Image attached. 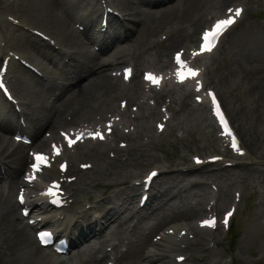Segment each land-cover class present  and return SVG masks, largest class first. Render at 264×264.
Listing matches in <instances>:
<instances>
[{"label":"bare ground","instance_id":"obj_1","mask_svg":"<svg viewBox=\"0 0 264 264\" xmlns=\"http://www.w3.org/2000/svg\"><path fill=\"white\" fill-rule=\"evenodd\" d=\"M104 2L113 9L121 12L122 17L126 22L128 21L130 23V32L132 34L136 32V36L132 39L134 42L131 43L130 48H128L131 49V53L128 52L126 47L119 44L118 46L115 44L116 46H113L112 51L118 54L123 53L122 56L124 58L131 55L134 59L137 70L144 69L149 65L144 49L147 50V47L155 48L159 45V42L151 44L149 42L150 40L145 43L144 40H146V36L155 33L161 28L165 31L168 29L170 36H172L168 44L172 45L179 42L183 43L185 41L188 44H191L195 40L198 28L206 24L208 20L207 17L212 11L215 10L218 12L220 8L222 10V6L224 5L216 8L217 5L214 3V0H105ZM7 3L10 5L9 1ZM77 3L78 0H23L21 2L23 10L21 12L18 11L17 13H13L14 17L23 19L26 24L30 25V27L36 28V26H38L43 32L51 36V38L55 40V43L60 45V51L68 56V61L71 64H74V69H65L61 71L58 76H52L46 83L47 86L43 83L38 85L41 86V88L52 87L48 88L50 89L48 91H51V89L54 88V102L64 101L61 102V107L53 106L50 112H48L46 107L42 108V105H39L37 102V93L40 91H37L35 86L30 82L25 81L21 76H16V83L20 90L19 92L17 91V94L19 99L22 98L26 100V114L29 116L28 124L30 126H33L39 121L44 128L48 129L47 131H51L49 128L56 129L63 125H80L81 122L93 119H88L86 114H93L94 112H97V114L104 112V114H106L107 112L114 111L116 108L115 101L117 97L123 95L124 89L128 90L130 100H135L133 98L134 96L136 97V84L129 85L128 88H125L116 80V78L107 74V71L112 67V61L109 60L112 51L104 49L100 53L92 51L90 43L92 40L95 42V31L89 27L90 23L88 22L89 29L87 32H79L74 28V21H79L82 18V14L73 12V8L76 7ZM109 17L114 19L119 18V16L111 14H109ZM3 25L4 24L0 23L1 31H3ZM260 32L264 35L263 25ZM158 33L159 32H157L156 35H158ZM248 33L253 34L252 30L249 28L246 30L245 34ZM262 34L258 38H238L239 43L242 45L249 40H253V56H260L258 53V46L264 48V36ZM17 39L19 38H16V40ZM35 39L39 40L37 37H35ZM182 39L184 40L182 41ZM43 44L46 45V42L43 41ZM162 44H164V42L161 43V45ZM97 45L103 47L104 42H97ZM22 49L24 52H22V54L27 53L25 52L26 48L22 47ZM235 54L237 55V52L234 49H229L222 59L223 66L231 67V69L228 73H222L220 75V79L226 82L221 84L224 88L220 87V91L224 92L227 99L230 98L228 100V104H230L233 92L241 86L245 87V96L251 98L252 104L247 108H245V105L241 110L242 113L233 110L231 116L234 123L239 121L241 126L244 125L245 129L251 131V136L246 137L245 140H248V146L252 140L256 141L254 149L256 150L255 155H257L262 152L261 142H264V63L261 66L251 63L243 65L241 61L235 57ZM43 58L46 61V67H49L50 64L56 63V59L50 55H43ZM31 60L40 70L46 71L43 63H37L34 59ZM92 77H94V79L89 81ZM83 79H87L85 81L87 83L83 84V82H81ZM228 80L230 81L229 83L227 82ZM80 82L81 87L76 90L75 86ZM55 91L58 92L57 95L55 94ZM142 94L144 95L143 89ZM124 97L125 96L123 95V98ZM28 100H30V102ZM137 100L139 99H136L135 102ZM229 110H231L230 107ZM71 112H74V117L71 121H68L64 117V114L66 116ZM138 115L141 116V114ZM201 115L200 112L196 115L193 114L192 117L195 120L200 119L203 123L204 121L201 119ZM142 117L145 119L155 116L152 111L149 112L144 109ZM129 121L130 120H128V122ZM184 124V122H181V128H183ZM240 125L236 126L237 131L241 129ZM149 126V121L146 120V124H142L141 128L145 129ZM213 127L215 128L214 124ZM146 131L148 130H145V132ZM116 136L123 138L122 141H125V138L134 141L131 148L132 153H124L118 155V158L111 160L106 156V147L102 148L101 146H94L93 144H84L78 152L70 154L69 156L73 162L72 169L74 170V175L76 173L80 174L79 169L76 166L78 161H81V163L95 162L97 170L102 169L101 172L106 173L105 177H101V175L95 176L96 170L88 176L82 175L80 176L81 183L88 185L89 188L99 186V184H104L105 187L114 184L118 189L116 195L110 194L102 201L97 200L98 205L80 213V218L75 221L74 225L71 226L68 231L71 241L73 242V247H79L88 241L87 232L93 222V214L102 216V220H104L103 225L105 224L104 226H106V228L116 220L114 219V221H112L114 214L120 213L122 210H126L133 214L134 207L131 205L132 199L136 194V190H139V188H137V185L129 184L140 178L139 170L144 169L152 163L159 164L162 162L158 155L147 150V144L145 142L142 140L138 141L139 131L134 140L130 133ZM205 142V148H210L212 146V143H209L208 140H205ZM250 144L252 145V143ZM240 148L243 149L242 144L240 145ZM247 148L248 151L252 153L249 147ZM109 149L117 153H121L122 150L117 147L113 148L112 146ZM126 155L127 158L123 159L122 157H125ZM263 155L264 152L261 155H258V157L261 158ZM253 158V161L261 160L259 158ZM180 159L181 158L178 160ZM226 161L227 160H223L222 162H219L220 164L215 163L219 166V169L214 170H217L221 177L225 178V185H227L228 188L233 180H237L232 171H237L235 169L236 167L247 169L250 165L248 162H238L236 158H233L230 160L233 164L227 166ZM28 162L29 157L24 152L22 146L14 147L6 137L0 136V165H3L6 168L8 174L6 180L0 179V183L9 185L11 190L10 193L14 191V187L17 184L20 185L23 183L20 175H23ZM114 163L118 164L120 169H109V166ZM209 166H212V164H207L201 167L198 172H195V174L194 170H196L197 167H194L193 165H184V163L175 164L174 162H170V164L167 165L162 162L159 166H156L158 168L155 169H160L161 176L175 179L185 176V174H194L196 176L206 175L208 172L206 168ZM103 169H107V171H103ZM215 175L216 173L213 172V174L208 176L210 178ZM198 185L200 184H190L188 190ZM39 186L40 184H37L36 187ZM227 188L222 190L223 194L221 193V201L224 203L227 202L226 197L229 196ZM69 190L73 192L74 188H70ZM73 197L76 201L79 198L75 191ZM116 197L117 200H115ZM155 197L156 193L153 194V198ZM40 200H43V197H40ZM30 203L33 204V202ZM165 204L162 206L158 204L157 208L154 209H161ZM16 206L17 204L12 200L11 194L6 197L3 194H0V264H47L48 260L51 258L50 254L45 252L38 254V249H36L38 248V245H35L36 241L32 238L29 227L24 225L22 220H20V217L16 214ZM188 208L190 209L186 210L187 207L183 210L179 209L182 213L178 214V216L174 215L170 219L173 220L176 217H179V220L196 218L199 213L197 207L194 206ZM177 209L178 208L174 209L175 213L180 212ZM112 210H114L113 214L111 213ZM212 210L219 211V205L213 206ZM157 214L158 212L154 213L153 218L156 217ZM164 220H166L164 217H158L155 219V222L151 227L152 230L156 228V226H160ZM133 233H137L135 241L129 240L122 234V232L117 236H115V232H113L107 241V243L115 242L113 244L114 249L115 247L120 249L117 240L122 244L129 245L128 251L120 256V259L124 260V264H141V258L143 256H145V264H175L168 257L170 254L159 253L165 250L164 247L158 248V251L144 255L142 245L145 242L146 237L140 235L139 229L136 225H133ZM77 242L80 243L75 246ZM101 249L102 245L98 244L95 248L90 250L91 252L89 251L88 254L81 256V264H99V258L95 254L101 253ZM189 250L192 255H198V261L207 258L210 254L206 248H203L202 246H194L192 242H190ZM108 255L109 254L106 253L105 256Z\"/></svg>","mask_w":264,"mask_h":264},{"label":"rangeland","instance_id":"obj_2","mask_svg":"<svg viewBox=\"0 0 264 264\" xmlns=\"http://www.w3.org/2000/svg\"><path fill=\"white\" fill-rule=\"evenodd\" d=\"M8 1L10 2V5L9 3H7ZM22 1L23 0H0V11L3 13H10V14H13L14 12L17 13L18 11L21 12L23 10L22 5H21ZM92 2L95 3L96 1L94 0ZM254 2L255 3H252L247 6L248 11L244 19L225 36L221 47L217 50L218 53L216 52L212 60L213 62L210 67L212 68L211 73H209L206 77L207 83L209 85H214L217 88L220 95L222 93L221 98L223 96L222 101L223 103H225V108L227 109V112H229V116H231V112L233 110L235 112H241V110L243 109L245 105H246L245 108L251 106L252 100L250 97L245 96V87L243 86H241L240 88H237V90L233 92V95L231 96L230 104H228V100L230 98L227 99L224 92L220 91V87L224 88V86L221 84L226 83L225 81L220 79V75L222 73L223 74L228 73L229 70L231 69V67L223 66L222 59L225 56L226 52L229 49H234L237 52V55L235 54V57L238 58L243 65H247L251 63V64H257L258 66H261L264 63V48L263 47L258 46V53L260 54V56H253V52H254L253 40H249L248 42L240 45L239 39H238V38H258L262 34V32H260V29H262L261 23L264 22V10H261L260 8H256L257 7L256 1ZM89 4H90L89 1H85V0L83 2L81 1L80 4L78 3L76 7L73 8L74 9L73 12L75 11L77 12L78 10H81L82 8L87 7ZM254 5L256 7H254ZM0 23L4 24L2 26L3 31L0 30V38H3L5 43L7 41L10 47H13L19 52H23L22 47L26 48L25 52L27 53H25L24 55L25 56L28 55L31 59H34L35 62L37 63H43L46 68L45 74H47V77H49V80L51 79L53 75L54 76L59 75L60 67L58 63L54 65L50 64L49 67H46L45 65L46 61L43 58V55L48 56V55H51V53L53 54L50 48L42 47L41 44L38 43L33 38L34 35H32L31 33H28L26 30L20 27L11 25L4 17L0 18ZM200 27L198 28V30L200 29ZM36 28L40 29V27L38 26H36ZM248 28L252 30L254 35L252 33L245 34ZM161 31H163L162 28L156 31L155 33H152L151 35L146 36L145 39L147 40L150 37H154L156 36L157 32H161ZM134 34L136 35V32L132 34L131 36L132 39L134 37ZM16 38H19V39L16 40ZM146 40L144 41L146 42ZM183 40L184 39H182V41ZM133 42L134 41L126 40L125 42H123L124 45L122 46L128 49L130 48V44ZM178 44L179 45L177 47L183 45L180 42ZM164 45L157 46L156 48L152 50L154 55L160 57L161 60L166 59L168 57L167 55L169 54V52L170 53L172 52L171 51L172 46L170 44L166 43ZM168 46H171V47H168ZM112 49L113 47L110 48L111 51ZM128 51H131V49H128ZM166 51L167 53H165ZM112 54H113V57L119 55L118 53L114 51H112ZM163 54H166V55L163 56ZM17 75L21 76L25 81L30 82L33 86H35V89L37 88L36 89L37 91H40L37 93L38 101L37 100L36 101L38 102L39 105L40 104L42 105V108L46 107L48 112H50L54 104L56 107L62 106L61 102H64V101H58L56 103H52L55 98V95L53 94L54 88L51 89V91H48L50 90L48 88H52V87L41 88V86H38V85L43 83L45 86H47L46 85L47 82L46 83L42 82L38 77L31 74L29 71L23 69L17 64L13 66V69L11 71V86L14 88L15 92L20 91L19 86L16 83ZM84 80H87V79H84ZM81 82L75 86L76 90H78L79 87L81 86ZM227 82L229 83L230 81L228 80ZM55 94L57 95L58 92L55 91ZM28 101L30 102V100ZM24 105L27 110L26 100L24 101ZM239 105L241 108H238ZM229 107L231 110H229ZM44 114H45V110H44ZM36 125L39 126L40 124L38 125L36 123L35 126L33 125V127H36ZM235 125H240L239 121H236ZM238 131H239L238 132L239 135L242 137L246 146L249 147L251 152L255 155L256 150L254 149V144L256 145V141L252 140V142L250 143H252L253 146L250 143L248 146V143H247L248 140H245L246 137L251 136V131L245 129L244 125H242L241 129ZM194 133L195 134L191 133L190 136H187L183 140H178L175 138V132L172 131L170 133V130H169L167 133L159 137V140L155 144H152L151 146H148L146 148L153 154L159 155L162 161L166 162V164H170V162H174L175 164L176 163L188 164V163H191V154H196L198 149L205 152L201 141H199V140H204L202 130L194 131ZM194 136L200 139L197 138L196 140ZM263 149H264V142H261L262 152L255 156L261 155L264 152ZM177 158L178 159L181 158V159L178 160ZM261 159H263L264 161V155L263 157H261ZM258 161H261V160H258ZM259 164H262V165H258V166H264V163L262 162H259ZM114 168L120 169L118 164L116 163L109 166V169H114ZM127 169H131V168H127ZM94 171H91L86 176L92 174ZM101 171L102 169L100 170L96 169L95 176L101 175V177H105L106 173H103ZM103 171H107V169H103ZM237 174L239 175L240 184L242 185L244 189V201L241 204L240 209L234 219L231 236L229 238L225 234H224L225 236L224 235L217 236L216 238V241L218 244L217 247L209 251L210 254L207 256V260L205 262H201V264H211L210 259H215V258L218 260L217 264H222V263L225 264L226 260H229L230 258H232V261H229L226 264H264V174L257 173V170H255L254 168L239 170L237 171ZM156 181H155L156 182L155 191L162 190V186H165V189H170V187L174 184V179L172 178L170 179V178L165 177L163 179H157ZM219 182L222 183V185L227 188V185H225L223 177H220ZM234 185L235 184L233 183L229 184L228 186L229 195L232 194ZM16 188L14 190L12 200L15 199ZM204 189H205L204 185H201V187H195L194 189L190 191L189 196L192 194H195L196 192H200V191L203 192ZM1 190L3 191V187H1V184H0V194L2 193ZM117 190L118 189L116 185L114 184L108 187H105L104 184H99V186H93L90 188L88 187V189L81 190V191H84V195L86 194V197L83 195L82 201L76 202L75 206L70 208L67 211L68 212L67 213L68 215L67 224L71 225V223H73L74 221L75 215H79L78 211L82 210L85 207L87 197L90 196L91 205H96V200L99 197L104 199L106 196L110 194L116 195ZM157 193L159 197L164 198V193H165L164 189H163V194H161L160 192H157ZM161 198H158L157 201L160 202ZM115 200H117V197L115 198ZM136 201H137V194H135L134 198L132 199V206H135ZM159 213L160 215H163L165 213V209L159 210ZM16 214L19 216L18 208L16 210ZM152 221H153L152 219L145 220L144 221L145 223H142V225L145 226L147 224H151ZM124 229H125V225H124ZM157 229H154L153 232H155ZM139 231L142 234H144L143 228L142 229L140 228ZM32 238H33V235H32ZM146 242L147 240L144 242V245ZM204 244L205 246H202L203 248L206 247V243ZM144 245L142 246V248L144 247ZM82 248L85 249L86 245L84 247H81V249ZM43 252H45V250L38 249V254L43 253ZM52 261H53V258H52ZM47 264H51L50 260H48Z\"/></svg>","mask_w":264,"mask_h":264},{"label":"snow or ice","instance_id":"obj_3","mask_svg":"<svg viewBox=\"0 0 264 264\" xmlns=\"http://www.w3.org/2000/svg\"><path fill=\"white\" fill-rule=\"evenodd\" d=\"M229 13L232 12V9H228ZM242 12V9L237 8L235 10V14L236 16H239ZM235 22V17L229 15L228 17H226L225 19H221V20H217L215 22L214 25H212L210 28L205 29L202 33V45L200 47V52H205V51H211L213 47H215V44L212 41H217L219 39V36L223 33V31L231 24H233ZM211 36V41L209 40V37ZM194 55L196 53H193ZM176 59L178 62H180L181 64H184V61L181 60V54L177 53L176 54ZM178 76L181 80L185 79L186 75H190L192 77H195L198 75V70L194 69V68H187V72L185 73L183 70L178 71ZM148 79L152 80L153 82H158L157 78L153 75V74H148L147 76ZM197 86L199 88V81H197ZM209 96H211L212 98V103H213V110L215 112V115L218 117L219 122L222 126V128L225 130L223 132V135L226 136H230L231 137V147L237 151V152H242V149L239 147L238 142L236 140L235 135L232 133L231 129L229 128V125L226 121V118L224 117V115L222 114L221 108L219 106L218 101L216 100L215 94L212 93L211 91H209L208 93ZM197 100H200L201 98L199 96L196 97ZM110 125V122H109ZM159 127L161 129H163L164 125L161 124L159 125ZM108 131H111V128L109 126ZM89 136H91L93 139L99 138V139H103V133L100 131H95V132H90L88 133ZM65 138L68 140V144L69 146H71L73 143L76 142V140H80L84 138V134L83 133H77L75 135V138H71L69 137V135L67 133H64ZM55 151L57 152V154L59 153V149L55 148V145L53 146ZM35 155V159L40 162H46V157L43 154H34ZM215 159V158H213ZM33 167H37V165H33ZM65 167V165H61V168L63 169ZM151 175H155V173H152ZM51 191V190H50ZM20 199H23V196L21 195ZM232 213L228 212L226 213L227 216H230ZM202 224L207 225V226H214L215 224V218H211V219H206L202 221ZM43 235V234H42Z\"/></svg>","mask_w":264,"mask_h":264}]
</instances>
